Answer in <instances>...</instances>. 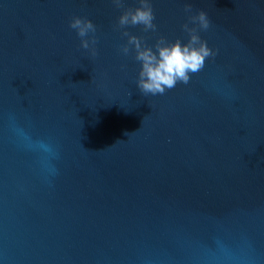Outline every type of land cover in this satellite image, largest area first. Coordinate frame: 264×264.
<instances>
[{"label":"water","instance_id":"obj_1","mask_svg":"<svg viewBox=\"0 0 264 264\" xmlns=\"http://www.w3.org/2000/svg\"><path fill=\"white\" fill-rule=\"evenodd\" d=\"M151 4L0 0V264H264V0ZM199 11L215 57L142 94L124 31L187 43Z\"/></svg>","mask_w":264,"mask_h":264},{"label":"clouds","instance_id":"obj_2","mask_svg":"<svg viewBox=\"0 0 264 264\" xmlns=\"http://www.w3.org/2000/svg\"><path fill=\"white\" fill-rule=\"evenodd\" d=\"M117 8L123 7V0H112ZM138 7L128 8L118 18V26L142 25L144 31H155V15L151 0H139ZM186 12H191V6H185ZM188 23L183 25L185 32L189 34L187 43H182L179 39L175 42H168L161 37L153 47L147 46L142 38L124 31L127 37V44L121 47V52L128 55L132 49L135 51V60L141 65L136 81L137 87L144 95H163L178 83L188 84L190 74L200 72L207 58L215 57L216 52L210 48L207 42L201 39L199 31L207 30L210 27V20L206 12L199 11L195 15L189 16ZM69 27L76 31L81 38V47L88 50L91 56L97 55L96 38L89 36L96 32V26L91 20L81 17H73ZM131 46V48H130Z\"/></svg>","mask_w":264,"mask_h":264}]
</instances>
